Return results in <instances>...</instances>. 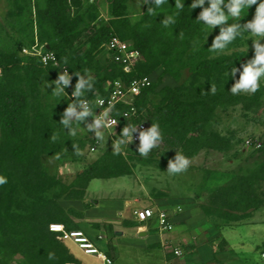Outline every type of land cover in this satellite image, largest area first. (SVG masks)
I'll use <instances>...</instances> for the list:
<instances>
[{"label":"trees","instance_id":"16d2710c","mask_svg":"<svg viewBox=\"0 0 264 264\" xmlns=\"http://www.w3.org/2000/svg\"><path fill=\"white\" fill-rule=\"evenodd\" d=\"M4 2L5 20L0 22V177L6 183L0 185V264H11L16 255L27 264H83L68 245L70 241L59 239L49 225L59 222L67 229L80 228L78 220L85 218V210L92 204L85 201L93 179L133 175L137 163L167 169L169 157L177 152L192 158L203 149H227L230 139L215 125L217 111L236 105L259 111L264 105L262 81L255 93H230L235 81L228 69L230 72L232 66L239 67L252 58L254 48L231 53L210 51L221 26L212 29L201 24L197 17L203 9L192 10L193 0H185L182 10L175 7L176 0H165L159 8L144 0L136 17L130 14V0ZM103 2L108 6V18L102 16ZM256 7L242 13L241 24L253 19ZM167 14L173 15L175 23L164 27L161 23ZM228 19L224 26L233 22ZM113 36L139 50L141 55L134 65L128 67L114 60L106 46ZM35 44L44 52L53 51L59 64H44L40 55L23 51ZM62 67H67L73 77L67 93L74 91L79 79L75 73L91 77L94 87L86 94L88 99L108 96L117 79L129 83L133 78L149 76L151 83L134 99L136 112L123 117L130 105L118 102L111 114L118 118L119 127L127 123H144L147 128L158 124L165 159L141 156L136 142V147L122 150L120 155L114 154V149L103 151L70 181L50 173L43 156L56 154L76 162L89 146L100 143L95 136L81 134L75 123L76 136L63 130L62 114L75 97L51 94L55 84L45 87L48 81L58 79ZM185 70L190 74L182 81ZM166 76L176 84H163ZM52 134L55 140L50 139ZM263 182L264 158L216 186L210 193V206L230 221L251 217L261 206ZM62 201H82L84 209L64 207ZM124 223L136 228L143 225L136 219ZM49 253L54 254L51 260Z\"/></svg>","mask_w":264,"mask_h":264},{"label":"rangeland","instance_id":"374dc122","mask_svg":"<svg viewBox=\"0 0 264 264\" xmlns=\"http://www.w3.org/2000/svg\"><path fill=\"white\" fill-rule=\"evenodd\" d=\"M143 3L144 0H130L129 11L133 17L140 14ZM5 11L6 4L4 0H0V22L5 20ZM101 12L103 18H108V6L105 2L101 4ZM251 38L253 37L247 34L220 52L253 49ZM261 43H264V40H261ZM159 72L160 69L152 78L155 79ZM189 74V71L185 70L182 81H187ZM163 84H176V81L166 76ZM93 119L90 115L85 122L78 125L81 134L95 136L94 132L85 128ZM215 125L230 139L229 147L224 150H201L198 155L189 158L190 165L182 173L170 175L166 172L167 169H162L157 164L137 163L133 175L110 179L96 178L91 181L87 199L93 202V206L89 216L81 223L83 227L87 226L86 223L103 224L108 234L109 246L116 251L113 256L111 254L114 261H117L114 264H264V258L261 256L264 251V182L261 206L251 217L230 221L210 206V193L216 186L224 184L234 174L253 167L264 158V105L259 111H247L241 105L219 109ZM122 129L123 127L118 125L111 129L102 128L104 140L94 149L89 146L79 161H67L56 154H49L43 156V162L50 173L70 181L103 151L114 149L113 140L119 136ZM247 141H251V144H247ZM134 147L136 142L132 141L129 146H123V151ZM163 149L164 143L161 142L149 155L162 161L165 159ZM174 157L175 155L170 156L169 159ZM134 190L137 191V196L142 198L139 206H149L155 212L161 209L171 213L177 211L173 216L172 231L162 232L160 235L159 230L152 229L157 225L153 219L146 228L148 235L140 236L132 231V240H123L127 237L125 235L121 241L115 242L117 237L113 232L114 226L108 218L101 220L99 216L118 212L125 206V199L121 197L123 193L128 195ZM105 195H117L119 198L114 201L106 200L103 199ZM61 203L64 207L84 206L80 201ZM123 211L124 214L127 213L126 208ZM98 218L102 222H98ZM67 243L83 264H101L97 257L85 254L72 242ZM176 248H180L182 253L176 254ZM11 264L27 263L16 255Z\"/></svg>","mask_w":264,"mask_h":264},{"label":"clouds","instance_id":"9594fccd","mask_svg":"<svg viewBox=\"0 0 264 264\" xmlns=\"http://www.w3.org/2000/svg\"><path fill=\"white\" fill-rule=\"evenodd\" d=\"M145 3L149 5H155L157 8L165 3V0H146ZM209 6L205 7V4ZM185 0L181 3V0H176L175 7L177 9H183ZM257 5L253 19L241 24L239 19L243 12H249V9ZM192 10L201 7L203 10L199 13L197 20L212 29L216 26L220 27L219 34L214 38L211 47L209 48L212 52H220L227 48L230 44L237 39L238 36H242L244 32L250 34L255 55L248 59L246 62H242L239 67L236 65L231 67V71L228 75L235 81L230 89L232 95H239L241 93H255L259 90L261 81L264 80V0H193ZM229 17L232 18V23L224 26L229 21ZM175 23L173 15L167 14L166 18L161 24L164 27ZM259 38V39H256ZM239 73V78H237ZM77 83L75 84L74 91L71 93L72 97H75V101H70L68 107L63 112L60 124L63 130L67 129V133L71 136L77 135V129L73 127V124L81 125L87 118L92 115L94 117L92 122L87 123V130L94 132L97 141L104 140V133L101 131L102 128H107L111 124L116 123L114 119H109V114L115 109V105L108 102L107 107L103 109V118H98V115H93L90 111L89 103L86 98V94L93 90V81L91 77L85 78L86 74L78 75ZM72 74L67 70L60 72L58 79L49 82L45 87H51L55 84V87L51 94L55 96H61L63 93H67L66 89L71 85ZM211 92L215 94L216 87L212 84ZM65 99H69L68 93ZM104 105V101L100 102ZM138 133L136 137L139 140L137 146L138 153L147 157L152 149L156 148L163 140V136L158 124L152 123L151 127L143 130L127 123L123 127L122 132L119 136L113 140L112 151L116 155L122 154L123 146L128 145L133 141L134 134ZM52 140L56 139V136L52 134ZM77 155H80V151L74 146ZM190 159L185 155L177 152L173 159L168 161L167 173L170 175L178 174L186 171L190 165ZM6 183L3 177H0V185ZM57 225H51V230H57ZM54 254L49 253V259H53Z\"/></svg>","mask_w":264,"mask_h":264},{"label":"built area","instance_id":"2783aa9c","mask_svg":"<svg viewBox=\"0 0 264 264\" xmlns=\"http://www.w3.org/2000/svg\"><path fill=\"white\" fill-rule=\"evenodd\" d=\"M107 49L112 52V57L118 63L126 65L128 67L134 65L136 61L140 58V52L138 49L130 47V42L122 40L118 36H113L106 44ZM24 52L30 54L40 55L44 64L52 63L57 66L58 59L53 51H43L42 47L35 44L31 48H24ZM68 71L67 67H62L59 71ZM69 72V71H68ZM151 83V78L149 76L136 77L131 79L129 83H125L121 79H117L113 82L109 89L108 96H97L94 99H88L90 111L93 115H98V118H103V109L107 107L108 102L116 105L118 102H124L130 105L129 109L123 112V117L129 118L132 114L136 112V107L134 105V99L139 95L142 89ZM71 88V85L69 86ZM70 99H74L71 93H68ZM101 101H104V105H101ZM109 119H114L116 123L111 124L105 129H111L118 125V118L111 113L109 114ZM143 130H146V125L141 123L137 126ZM138 133L134 134V142L139 140L136 138ZM251 144V141H247V144ZM259 146V145H258ZM95 147H92L94 149ZM136 219L143 223L145 228L150 225V221L156 219L157 225L155 228L159 232H169L174 229V213H171L165 209L154 211L153 208L149 206L141 207L134 210ZM51 225H57V230H52L57 232L59 239L63 241H70L77 245L85 254L93 255L100 259L101 264H114V259L106 251L101 249L95 241L83 230V229H67L64 223L53 222ZM51 230V229H50ZM176 254H181L180 248L174 250ZM261 256L264 258V251H262Z\"/></svg>","mask_w":264,"mask_h":264},{"label":"crops","instance_id":"0c3cea01","mask_svg":"<svg viewBox=\"0 0 264 264\" xmlns=\"http://www.w3.org/2000/svg\"><path fill=\"white\" fill-rule=\"evenodd\" d=\"M88 188H89V186H88ZM88 188H87L86 201L85 202L90 201V200L87 199V197H88ZM137 189H138V187H136L135 190H137ZM135 190L132 193L128 194V195L125 194V193H123V195L121 197H122L123 200L125 199V206L124 207H121L120 210H118V212L114 211L113 213L107 214L106 216H103V217L102 216H99L100 219L101 218H108V220H110V222H111V225L114 226L115 229L113 230V232L116 233V237H117L115 239V242L121 241V239H123V237L125 235L127 237H125V239H123V240H125V241L132 240V235H131L133 233L132 231H135L137 233V235H140V232L141 231H145L146 234L148 235V232L146 231V228L143 225H141V226H139V227L136 228V227L128 226L126 223H124V221H126L128 219H136L135 214H134V210L135 209H138V208H141V207H145V206H139V204L142 201V198H140L139 196H137V194H136L137 191H135ZM117 198H119L117 195H114V196H112V195L111 196L105 195V197H103V199H106V200H111L112 199L113 201L116 200ZM98 201H96V202L98 203ZM80 202H82V201H80ZM92 206H93V202L89 206V208H87L85 210V218L78 220V224H79V227H80L79 229H82L83 228V230L95 241V243L101 249H103L104 251H106L109 255L112 254V256H113V254H115L114 252H116V251H113L112 250V247L109 246V243H108V234L106 233V229H104L103 224L101 223L99 225V224L95 223L93 225L92 224L88 225L86 223L87 226L83 227V225L81 223V221L86 220V218L91 213ZM76 208H79V207L76 206ZM125 208L127 210V213L126 214H124V211H123ZM79 209H84V206L82 208H79ZM173 213L174 214H177V211H174ZM100 219H99V221L98 220L97 221L98 222H102L101 221L102 219L101 220ZM154 220L156 221V219H154ZM148 226H150V225H148ZM152 229L158 230L155 227L152 228ZM161 233L162 232H160V235H162ZM146 234L145 235H140V236H146ZM160 235H159V237H160ZM115 261H114V263H115Z\"/></svg>","mask_w":264,"mask_h":264},{"label":"water","instance_id":"95a60500","mask_svg":"<svg viewBox=\"0 0 264 264\" xmlns=\"http://www.w3.org/2000/svg\"><path fill=\"white\" fill-rule=\"evenodd\" d=\"M145 234H146L145 231H141V232H140V235H145Z\"/></svg>","mask_w":264,"mask_h":264}]
</instances>
